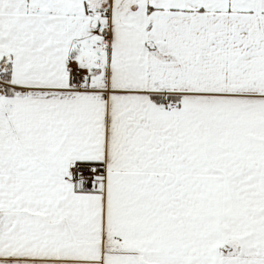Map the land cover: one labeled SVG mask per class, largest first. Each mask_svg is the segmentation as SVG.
<instances>
[{"label":"snow or ice","instance_id":"obj_1","mask_svg":"<svg viewBox=\"0 0 264 264\" xmlns=\"http://www.w3.org/2000/svg\"><path fill=\"white\" fill-rule=\"evenodd\" d=\"M0 264H264V0H0Z\"/></svg>","mask_w":264,"mask_h":264}]
</instances>
